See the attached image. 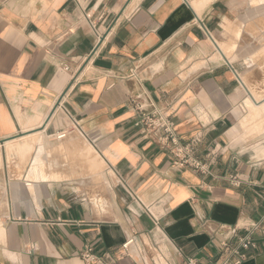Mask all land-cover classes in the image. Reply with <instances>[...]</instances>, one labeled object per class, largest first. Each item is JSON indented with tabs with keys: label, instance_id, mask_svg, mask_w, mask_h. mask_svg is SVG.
<instances>
[{
	"label": "crops",
	"instance_id": "0c3cea01",
	"mask_svg": "<svg viewBox=\"0 0 264 264\" xmlns=\"http://www.w3.org/2000/svg\"><path fill=\"white\" fill-rule=\"evenodd\" d=\"M229 6L0 0V142L42 127V140L64 149L51 164L44 148L39 163L0 168V264H85V246L94 264H218L203 224L243 236L261 220L264 119L253 130L238 70L211 60ZM134 96L181 139L201 136L195 155L208 174L173 165L143 136ZM61 131L72 138L55 140ZM254 240L242 264H264V234Z\"/></svg>",
	"mask_w": 264,
	"mask_h": 264
},
{
	"label": "rangeland",
	"instance_id": "374dc122",
	"mask_svg": "<svg viewBox=\"0 0 264 264\" xmlns=\"http://www.w3.org/2000/svg\"><path fill=\"white\" fill-rule=\"evenodd\" d=\"M253 1L254 0H251V4L248 6L249 0H229V12L226 14L218 33H216L213 37L215 38V41L217 40L216 42L218 44L224 45L229 52L232 51L235 54H238L239 52H242V54L244 53V56H240V58L238 57V60L230 64H232L239 71V73H243L244 78H240H242L243 82L251 89V91H253V94L257 96L258 100H261L264 99V11H259L258 9L260 8H258L256 10L259 12L256 14ZM214 49L215 51L213 53L216 57L218 56V53L215 46ZM249 53L252 55H248ZM245 59L246 61L248 60L250 66L247 67ZM219 62L223 61L219 60ZM245 108L247 109V120L249 119L251 123H256V126L252 124L253 130L259 132L262 128V124L260 122L264 119V115L260 113L258 115L260 118L255 117L256 112H252V106L245 104ZM258 109L260 108H257L256 111ZM241 112V118L245 117V113H243V111ZM247 128L248 126L243 128L241 132L244 131L247 136L255 133L252 131H246ZM37 130L41 131V129ZM27 134L29 133L21 134L18 132L17 138L24 137ZM72 136V134L68 135L64 140H68L72 138ZM18 140L19 139L4 142V147H0V168L2 165L11 164L14 166H25L29 161L32 162V160L39 163V155L44 148L48 153L50 164L54 160V154L57 152H64L62 147H55L54 145H51L49 142L51 139H46L45 137L42 141L39 139L34 140L32 144L28 146L26 151L19 149ZM38 141H41V144H38ZM0 145H2V143H0ZM33 150L34 152L36 151V155L34 157L31 156ZM71 150L72 149L70 147L65 148V152L68 153L67 160L69 162L76 159ZM79 160L82 165L88 164L86 158L83 156H80ZM102 163L103 162L100 161L91 162V164L95 165L97 168H99V165ZM20 176H22V174L18 173L17 177Z\"/></svg>",
	"mask_w": 264,
	"mask_h": 264
},
{
	"label": "built area",
	"instance_id": "2783aa9c",
	"mask_svg": "<svg viewBox=\"0 0 264 264\" xmlns=\"http://www.w3.org/2000/svg\"><path fill=\"white\" fill-rule=\"evenodd\" d=\"M91 27L95 30L93 26ZM205 32L211 38L208 30H205ZM95 33L97 38L100 39L101 36L96 31ZM236 75L238 76V74ZM130 103L135 111V125L141 128L143 136L173 158V165L200 174L209 173L208 164L195 155L196 147L201 142V136L197 135L187 140L181 139L174 132L168 117L158 111L147 98L143 100L140 96H134L130 98ZM66 136L67 132L61 131L52 137L58 141L63 140ZM203 227H205V232L211 242L218 243L217 252L223 256L218 264H242L246 259V251L255 247L254 237L264 234V216L261 220L246 228V233L243 236L237 235L235 228L232 227L219 226L212 228L206 223L203 224ZM132 243L133 239L127 240L122 245L123 249L127 251ZM80 257L85 264H94L99 259L94 255L92 248L88 246L81 250ZM188 264H194V262L188 260Z\"/></svg>",
	"mask_w": 264,
	"mask_h": 264
},
{
	"label": "bare ground",
	"instance_id": "6f19581e",
	"mask_svg": "<svg viewBox=\"0 0 264 264\" xmlns=\"http://www.w3.org/2000/svg\"><path fill=\"white\" fill-rule=\"evenodd\" d=\"M254 9H258L259 11H264V0H254ZM251 4V0H249L248 6ZM258 11V12H259ZM256 10V14L258 13ZM253 21V20H252ZM257 21V19H256ZM255 21V22H256ZM258 24V23H256ZM264 25V24H263ZM255 26V24H254ZM216 51L218 53V56H214L211 60L212 62H219V60L225 61L227 63H234V61L238 60L240 58V56H244V53L242 54V52H239L238 54L233 53L232 51L229 52L227 50V48L222 45V44H218L215 40L213 42ZM246 51V50H245ZM264 51V50H263ZM262 51V52H263ZM248 55H252L251 53H249ZM249 56V57H250ZM239 57V58H238ZM238 58V59H237ZM245 63L248 66H250L248 60L246 61L245 59ZM245 70V69H244ZM239 72V71H238ZM239 81L241 82V84L245 87L247 94L245 97V101L244 104H247L249 106H252V112H256L255 113V117H258V115L261 113L264 115V99L258 100L257 96H255L253 94V91H251V89L243 82L242 78L243 77V73H239ZM242 77V78H240ZM257 108H260L256 111ZM260 118V117H258ZM41 131L37 130L35 131L36 134L31 136V137H21L18 141H19V149L22 151H26V149L28 148V146H30L32 144V142L36 139H39L42 141V133H43V129L42 127L40 128ZM17 138V137H16ZM19 138V137H18ZM14 139V138H13ZM41 141H38V144H41ZM41 148V147H40Z\"/></svg>",
	"mask_w": 264,
	"mask_h": 264
},
{
	"label": "water",
	"instance_id": "95a60500",
	"mask_svg": "<svg viewBox=\"0 0 264 264\" xmlns=\"http://www.w3.org/2000/svg\"><path fill=\"white\" fill-rule=\"evenodd\" d=\"M4 141H1L0 143H3Z\"/></svg>",
	"mask_w": 264,
	"mask_h": 264
}]
</instances>
